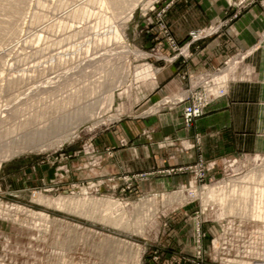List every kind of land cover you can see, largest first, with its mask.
<instances>
[{"label": "rangeland", "instance_id": "374dc122", "mask_svg": "<svg viewBox=\"0 0 264 264\" xmlns=\"http://www.w3.org/2000/svg\"><path fill=\"white\" fill-rule=\"evenodd\" d=\"M175 1L0 0V264H191L199 203H186L183 186L242 176L261 163L263 156L203 159L200 181L190 175L174 189L143 192L137 186L150 176L186 175L171 173L172 168L103 173L114 149H95L99 135L121 122L171 111L178 97L155 96L160 71L186 58L164 21ZM243 58L237 54L221 68L186 76L181 94L193 77L220 70L228 80L224 98L233 80L248 77ZM233 61L236 67L227 74ZM171 142L165 138L160 148ZM232 159L238 161L230 168ZM211 161L215 169H209ZM45 166L53 175L43 184L37 174ZM246 178L255 184L264 180L259 173ZM256 194L264 197L263 189ZM243 206L247 209L246 201ZM203 219L204 230L214 232L210 208ZM214 237L203 239L204 264H220ZM233 244L242 251L237 264L264 262L263 234L235 237Z\"/></svg>", "mask_w": 264, "mask_h": 264}, {"label": "crops", "instance_id": "0c3cea01", "mask_svg": "<svg viewBox=\"0 0 264 264\" xmlns=\"http://www.w3.org/2000/svg\"><path fill=\"white\" fill-rule=\"evenodd\" d=\"M240 1L177 0L170 6L164 21L176 43L184 46L186 58L180 56L160 71L155 96H179L187 85L186 76L221 68L237 54L244 55L241 63L248 77L233 80L227 95L212 102L188 131L181 128V110L175 109L121 122L100 134L95 149H114L103 162V173H153L200 159L264 154V0L247 7ZM212 28L211 34L203 33ZM198 31L203 34L192 37ZM236 64L231 62L226 73ZM165 138L172 144L160 148ZM121 140L128 145L121 147ZM67 164L74 169L73 162ZM52 172L41 167L37 181L46 184ZM186 177L150 176L137 187L141 192L170 190L186 182Z\"/></svg>", "mask_w": 264, "mask_h": 264}, {"label": "built area", "instance_id": "2783aa9c", "mask_svg": "<svg viewBox=\"0 0 264 264\" xmlns=\"http://www.w3.org/2000/svg\"><path fill=\"white\" fill-rule=\"evenodd\" d=\"M253 1V0H252ZM256 1V0H254ZM168 41L173 48L176 47L175 41L169 37ZM228 80L222 78V71L217 70L210 73H202L192 78L190 87L185 90L171 103V109L181 110V128L188 131L193 122L202 117L207 106L214 100L223 97L226 94ZM246 157L250 155H240ZM263 156L264 154L252 155ZM238 160L229 161L228 167H232ZM202 159L194 165L181 166L172 168L171 173L181 175L195 176V180H201L205 169ZM215 161L209 163V169H215ZM254 169V170H253ZM251 172L242 176L235 174H226L221 179H214L208 182L202 181L201 184L189 181L183 186V190L187 188L189 197H186V203L197 201L199 209L194 213L192 220V236L194 244L192 247L193 256L187 260L191 264H204L203 261V239L208 235H214L213 254L219 259L220 264H237L240 257V250L233 244L234 238L243 236L264 235V197L256 194L258 189L264 191V180L261 184H255L246 178L251 173H259L264 178V158L261 163L256 165ZM257 176V175H255ZM263 187V188H259ZM195 195V196H194ZM247 202V209H243V202ZM234 210H231L232 208ZM214 212L216 220L214 221L216 230L214 232L204 230L203 219L208 209ZM261 252H264L261 251ZM260 252V253H261ZM243 254H250L249 250ZM264 255V253H262ZM255 257H248L253 258ZM254 261L255 258H254ZM253 261V262H254ZM264 262H258L262 264ZM255 264V263H253Z\"/></svg>", "mask_w": 264, "mask_h": 264}, {"label": "bare ground", "instance_id": "6f19581e", "mask_svg": "<svg viewBox=\"0 0 264 264\" xmlns=\"http://www.w3.org/2000/svg\"><path fill=\"white\" fill-rule=\"evenodd\" d=\"M15 12H18L17 10L15 11ZM16 14V13H15ZM17 15V14H16ZM14 18V17H13ZM19 18V17H18ZM19 21V20H18ZM9 25V24H8ZM7 26V25H6ZM14 28V27H13ZM17 28V27H16ZM7 29H9L8 27H7ZM6 30V29H5ZM8 31V30H7ZM1 33H3L2 31H1ZM6 33H8V32H6ZM11 33H14L15 34V29H11ZM8 35V34H7ZM3 36V35H2ZM11 36V35H10ZM13 37V36H12ZM10 37H8V39H9ZM2 39V38H1ZM5 41H6V39H5ZM69 116L71 115V114H73V112H69V113H67ZM61 117V116H60ZM69 118V117H68ZM63 119H64V117L63 118H58V119H56V120H54V121H52L51 122V125L49 126V130H53L54 128H55V123L56 124H58L59 122L58 121H62L63 122ZM66 119V118H65ZM64 119V120H65ZM70 120V119H69ZM68 121V120H67ZM45 130H47V129H45ZM45 132V131H44ZM47 132V131H46Z\"/></svg>", "mask_w": 264, "mask_h": 264}]
</instances>
